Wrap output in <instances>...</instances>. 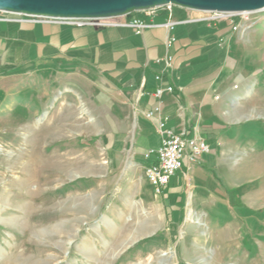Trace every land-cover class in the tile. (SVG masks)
<instances>
[{"label": "rangeland", "instance_id": "obj_1", "mask_svg": "<svg viewBox=\"0 0 264 264\" xmlns=\"http://www.w3.org/2000/svg\"><path fill=\"white\" fill-rule=\"evenodd\" d=\"M68 77L0 82V264H264V92L234 155H214L220 182L173 223L139 166L102 167L100 128Z\"/></svg>", "mask_w": 264, "mask_h": 264}, {"label": "crops", "instance_id": "obj_2", "mask_svg": "<svg viewBox=\"0 0 264 264\" xmlns=\"http://www.w3.org/2000/svg\"><path fill=\"white\" fill-rule=\"evenodd\" d=\"M173 12L172 30L163 25L162 11L118 19L139 17L149 24L136 33L123 23L101 26L97 20L0 11V82L31 69L66 73L86 106L80 113H90L100 128L102 167L109 164L120 174L136 165L144 173L143 153L159 146L161 119L184 137L204 139L209 152L194 164L184 159L159 193L175 223L181 209L220 182L214 155H234L237 135L250 128L252 108L259 105L252 98L264 92L257 60L264 56V17L253 16L250 27L232 30L227 17L179 6ZM170 35L175 40L167 47ZM166 54L169 63L157 62ZM157 87H163L160 99L153 95ZM158 102L161 109L148 116Z\"/></svg>", "mask_w": 264, "mask_h": 264}, {"label": "built area", "instance_id": "obj_3", "mask_svg": "<svg viewBox=\"0 0 264 264\" xmlns=\"http://www.w3.org/2000/svg\"><path fill=\"white\" fill-rule=\"evenodd\" d=\"M175 5L165 4L158 7L143 9L147 15L153 16L159 11L165 14V21L163 25L168 29L174 28V9ZM212 15L219 17H227L232 23V30H237L240 24L244 25L245 28L250 27L254 23L253 14L254 12L245 11L240 13H221V12H208ZM130 14V13H128ZM125 14V15H128ZM100 18V19H89L101 21V26L107 25H118L125 24L134 29L136 33H140L144 28L148 27L149 24L144 22L139 17H134L126 22H121L119 18L125 16ZM70 20L75 23H80L82 19H64ZM175 40V37L170 35L165 40V45L169 47ZM171 55L166 54L163 57L157 59V62L169 63ZM156 80H160V75H155ZM171 90V87H167ZM163 87H157L153 95L155 98L160 99ZM161 109L160 102L153 107L148 113V116L153 115ZM158 132L160 134V144L155 149H149L143 153V158L146 161L144 166L145 178L155 188L157 193H160L162 188L168 183L171 176L175 175L183 165L184 159L189 163H196L201 158L202 154L208 153L210 148L209 144L200 137H184L182 133H177L170 128L165 127V119H161L158 123Z\"/></svg>", "mask_w": 264, "mask_h": 264}, {"label": "water", "instance_id": "obj_4", "mask_svg": "<svg viewBox=\"0 0 264 264\" xmlns=\"http://www.w3.org/2000/svg\"><path fill=\"white\" fill-rule=\"evenodd\" d=\"M173 4L203 12L240 13L264 9V0H0V11L52 19H100Z\"/></svg>", "mask_w": 264, "mask_h": 264}]
</instances>
